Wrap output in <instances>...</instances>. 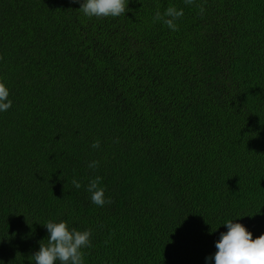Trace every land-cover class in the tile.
Here are the masks:
<instances>
[{
  "label": "trees",
  "instance_id": "1",
  "mask_svg": "<svg viewBox=\"0 0 264 264\" xmlns=\"http://www.w3.org/2000/svg\"><path fill=\"white\" fill-rule=\"evenodd\" d=\"M81 3L0 0V264H35L49 221L91 229L85 264H214L226 221L264 234V0Z\"/></svg>",
  "mask_w": 264,
  "mask_h": 264
},
{
  "label": "clouds",
  "instance_id": "2",
  "mask_svg": "<svg viewBox=\"0 0 264 264\" xmlns=\"http://www.w3.org/2000/svg\"><path fill=\"white\" fill-rule=\"evenodd\" d=\"M128 3L129 0H83L79 10L89 18L118 17L129 10ZM184 3L192 5L195 0H184ZM199 8L203 14V5H199ZM183 15V9L169 6L163 14L157 11L153 22L162 21L169 29L177 31L176 21ZM9 95L8 87L0 79V112L7 111L12 106ZM91 147L99 148L100 141H94ZM98 166V161L88 164V168L93 170ZM101 179L99 176L91 179L86 190L91 194L92 203L103 207L111 201L105 199L104 188L100 186ZM72 183L77 189L81 187L75 179ZM223 225L227 227V231L220 233L219 240L215 243L214 256L206 257V260L214 259V264H264V234L253 238L252 233L243 224L234 223L233 220H228ZM44 226L49 236L46 243L42 242L43 240L39 242V250L32 255L35 264H85L82 250L92 247L91 229L80 231L74 227L69 228L66 221H49Z\"/></svg>",
  "mask_w": 264,
  "mask_h": 264
}]
</instances>
